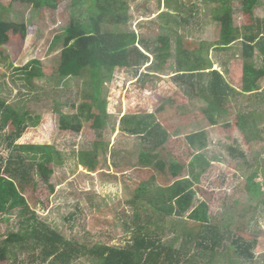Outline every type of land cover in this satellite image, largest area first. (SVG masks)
I'll return each mask as SVG.
<instances>
[{
	"label": "rangeland",
	"instance_id": "rangeland-1",
	"mask_svg": "<svg viewBox=\"0 0 264 264\" xmlns=\"http://www.w3.org/2000/svg\"><path fill=\"white\" fill-rule=\"evenodd\" d=\"M167 1L128 0L130 28L141 37L144 44L140 43L141 49L146 50L149 61L138 71H118L114 80L104 85L101 97L109 104L111 118L102 131L106 149L100 151L99 164L95 172L90 173L80 165L79 154L94 149L99 132L86 125L81 133L61 131L59 127L61 114L77 113L86 91L84 82L88 79V71L82 77L67 79L56 73L62 48L61 41L53 44V39L63 37L69 26L71 0L62 1L57 9L40 10L17 0H0V18L23 23L28 30L25 39L15 37L2 48L5 53L0 62V98L9 105L29 111L32 116L41 117L39 124L30 127L19 143L53 145L62 153L63 159L62 163L52 167L54 193L35 175L37 186L28 188L24 195L39 220L82 246L86 255L73 264H100V260L90 253L92 249L103 245L125 246L139 228L154 231L162 218L146 203L141 206L133 204L137 187L140 188L145 181L151 186H167L175 179L167 172L145 173L136 169L140 137L124 134L120 125L122 117L127 114L154 113L170 134L162 155L183 164L186 167L183 176L190 175L188 165L194 153L188 146L187 136L200 131L207 133L208 147L201 154L210 165L195 186L197 193L193 206L206 201L215 221L232 220L234 227H241L238 234L245 240L257 238L258 246L251 262L262 264L264 204H260L255 213L235 218L234 202L258 204V200L248 196L244 187L253 171L257 168L264 170V104L247 94L238 96L229 102L228 114L217 126H212L203 113L204 101H191L172 81L174 59L162 63L156 51L159 36L172 38L174 49L178 45L177 38H181L183 47L190 50H198L205 43L210 49L208 56L215 64L214 69L221 70L228 83L240 92L245 62L242 42L236 41L226 51L217 49L220 28L213 15L215 4L205 0H170L168 5ZM244 1L234 0L232 3L234 25L242 29L254 25L255 20L264 24V0H259L253 18L243 12ZM190 14L194 17L190 18ZM34 59L41 62L45 76L29 82L22 77L21 69ZM262 59L257 52L254 59L257 67L262 66ZM262 86L264 88V79ZM161 107L163 110L158 111ZM256 108V120L262 134L260 139L249 143L236 122L238 115ZM229 122L231 127H225ZM241 153L245 157H241ZM7 155L8 151L1 144L0 161ZM189 214L183 218H166V228L159 230L163 244L182 245ZM18 220L17 211L0 214V244L9 233L17 231ZM26 247L10 245L8 260L0 264H41L35 260L31 245ZM244 260L230 250L217 252L213 258L199 256L190 264H236Z\"/></svg>",
	"mask_w": 264,
	"mask_h": 264
},
{
	"label": "trees",
	"instance_id": "trees-1",
	"mask_svg": "<svg viewBox=\"0 0 264 264\" xmlns=\"http://www.w3.org/2000/svg\"><path fill=\"white\" fill-rule=\"evenodd\" d=\"M17 1L40 10L57 9L65 0ZM205 1L215 4L213 15L220 28L219 40L215 45L217 49L226 51L236 41L242 42L245 62L241 91L228 83L221 70L214 69L215 64L208 56L210 49L205 43L198 50H190L183 47L181 38H177L175 42L178 45L174 49L172 38L159 36L156 51L162 63L174 59L172 81L191 101H204L206 107L203 113L212 126H217L228 114L229 102L236 100L238 96L247 94L255 97L256 102L264 104V24L255 20L250 27L237 28L234 25V0ZM259 2L245 0L243 12L253 18ZM71 10L72 19L64 36L53 39V44L61 41L62 48L56 73L60 78L67 79L82 77L88 71V79L84 82L86 91L77 107V113L61 114L59 127L61 131L81 133L86 125L99 132V140L94 144V149L79 154L80 165L93 173L99 164L100 151L106 149L102 131L105 130L108 118H111L108 113L109 104L101 97L103 87L112 82L120 70L138 71L148 63L149 56L146 50L144 52L141 49L140 43L143 44V41L139 34L130 28L128 0H71ZM189 17L193 18L194 15L190 14ZM27 34L25 24L0 18V62L5 53L2 48L15 37L17 40L25 39ZM257 52L263 58L261 67H257L254 62ZM21 75L30 82L42 79L45 73L41 62L34 59L21 69ZM72 107L76 108V105ZM257 108L241 113L236 122L249 143L260 139L262 134L256 120ZM160 110L163 108L158 111ZM40 119V116H32L29 111L9 105L0 98V145L4 144L8 151L7 157L0 161V214L17 211L19 218L17 231L9 233L4 243L0 244V262L8 260V248L13 244L26 249V246L31 245L35 260L41 264H73L85 254L82 246L39 220L24 195L28 188L37 186L35 175L54 193L55 187L51 184L54 174L52 167L63 161L62 153L53 145L19 143L27 130L38 125ZM120 125L124 134L140 137L136 169L145 173L167 172L175 181L167 186H151L145 181L140 188L137 187L133 204L141 206L146 203L162 219L156 224V230H150L152 232L139 228L126 241L125 246L103 245L92 249L90 253L100 260V264H190L199 256L213 258L217 252L230 250H234L240 259H245L236 264H257L251 262L255 258L257 238L245 240L238 234L241 227H234L232 220L226 222L221 219L216 222L206 201L193 206L197 193L195 186L210 165L201 154L208 147L207 133L200 131L186 138L188 146L194 152L188 165L190 175L186 177L183 176L186 169L183 164L169 155L168 158L162 155L170 134L157 120L156 114H127L122 117ZM225 127L230 128V122ZM241 155L245 157L243 153ZM255 161L258 162L259 158L256 157ZM244 191L250 198L258 200V204L245 205L235 201V218L248 216L253 211L255 213L258 206L264 204L263 169L257 168L248 176ZM189 212L182 245L176 247L163 244L159 230L166 228V218H183Z\"/></svg>",
	"mask_w": 264,
	"mask_h": 264
}]
</instances>
